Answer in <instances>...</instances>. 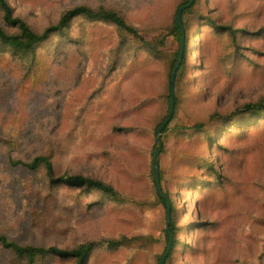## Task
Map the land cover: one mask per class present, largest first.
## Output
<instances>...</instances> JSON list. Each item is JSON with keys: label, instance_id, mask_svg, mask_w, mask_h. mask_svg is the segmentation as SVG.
Instances as JSON below:
<instances>
[{"label": "trees", "instance_id": "1", "mask_svg": "<svg viewBox=\"0 0 264 264\" xmlns=\"http://www.w3.org/2000/svg\"><path fill=\"white\" fill-rule=\"evenodd\" d=\"M154 2L159 22L152 28L105 2H88L37 29L15 14L12 0H0V81L10 87L15 77L27 81L31 90L59 93L58 100L67 102L65 111L79 113V152L111 138L129 153L150 159L146 200L134 201L132 193L103 177L58 166L51 138L55 128L43 134L51 139L45 140L46 152L31 162L20 161L9 150V165L41 177H30L17 194L11 182L0 190V264L16 259L15 264H102V249L120 251L131 245L136 252L126 264H160L144 236L125 233L73 250L21 244L13 233L28 217L26 200L37 186L74 209L88 206L119 216L134 214V204L156 198L166 214L171 210L172 239L162 230L165 250L171 240L166 264H264V235L249 230L264 226L258 216L264 210V95L227 112L215 110L207 122L178 120L183 106L196 109L214 94L225 98L247 78L264 79V0ZM188 5L179 26L178 12ZM182 42L175 113L160 136V196L154 172L156 136L170 113V79ZM135 80L148 87L134 93ZM147 109H153L147 125L128 122ZM107 117H113L112 124ZM103 124L107 138L100 132Z\"/></svg>", "mask_w": 264, "mask_h": 264}, {"label": "rangeland", "instance_id": "2", "mask_svg": "<svg viewBox=\"0 0 264 264\" xmlns=\"http://www.w3.org/2000/svg\"><path fill=\"white\" fill-rule=\"evenodd\" d=\"M88 2H105L141 20L147 28L159 22L154 0H12L15 14L27 18L37 29L57 23L67 10ZM9 85L16 90L0 81V92H6V97L0 96V190L4 184L11 182L17 194L22 186L27 185L30 177L31 181L36 179V174L26 173L22 166L9 165V150L14 149L20 161L31 162L34 157L46 152L45 140L49 137L43 134L48 128H55L52 132L56 136L51 138L55 139L56 164L64 171L103 177L132 193V200H146L143 196L148 194L149 158L129 153L122 144L111 138L90 144L79 152L76 131L81 121L79 113L70 115L65 111L67 102L58 100L59 93L55 94L47 88L31 90L26 88L27 81L15 77L11 78ZM132 85L134 93L148 87L139 80L132 82ZM263 95L264 79L247 78L230 89L225 98H218L214 94L196 109L183 106L178 120L207 122L215 110L227 112L256 101ZM152 113L153 109H147L136 120L128 122L147 125ZM107 120L113 123V117H107ZM100 132L107 138L106 124L101 125ZM39 177L36 180L39 181ZM153 199V202L143 205L134 204L136 213L119 216L104 210L90 211L88 206L74 209L48 194L45 188L37 186L26 200L30 213L13 235L21 244L73 250L87 241L106 240L104 238L114 235V232L125 233L130 238L144 236L147 249L156 258H162L166 251L162 232L166 228V212L158 205V200ZM138 215L143 216L142 222L138 220ZM258 216L264 218V210L259 211ZM249 230L256 235H264V226L255 224ZM135 252L133 245L120 251L102 249L100 259L102 264H126ZM50 264L70 263L52 260Z\"/></svg>", "mask_w": 264, "mask_h": 264}, {"label": "water", "instance_id": "3", "mask_svg": "<svg viewBox=\"0 0 264 264\" xmlns=\"http://www.w3.org/2000/svg\"><path fill=\"white\" fill-rule=\"evenodd\" d=\"M195 0H192L191 3H193ZM188 6L186 7H182L179 12H178V20L177 23L179 26H182V13L183 11L188 8ZM183 56H184V42H182V46L180 48V52H179V56L176 60V63L174 65L173 71H172V75H171V79H170V96H171V107H170V113L168 118L166 119V121L159 127L158 132H157V136H156V151H155V156H154V172H155V177H156V187L158 190V194L160 196H164L162 189H161V185H160V179H159V155H160V150H161V133L162 131L168 126V124L170 123V121L172 120L174 113H175V83H176V76L177 73L181 67L182 61H183ZM170 224H171V210L170 207H168L167 209V214H166V232L169 234L170 238L172 239V233L170 230ZM171 249V240L168 244V247L165 251V253L163 254L160 264H166L167 262V258L169 255Z\"/></svg>", "mask_w": 264, "mask_h": 264}]
</instances>
